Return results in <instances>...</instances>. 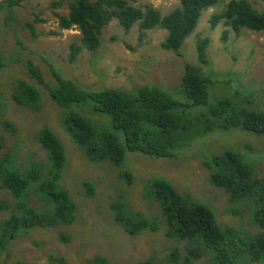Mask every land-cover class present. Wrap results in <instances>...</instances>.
Returning a JSON list of instances; mask_svg holds the SVG:
<instances>
[{
  "label": "rangeland",
  "instance_id": "374dc122",
  "mask_svg": "<svg viewBox=\"0 0 264 264\" xmlns=\"http://www.w3.org/2000/svg\"><path fill=\"white\" fill-rule=\"evenodd\" d=\"M54 1L0 0V157L9 148L19 146L17 162L22 168L33 162H46V150L40 146L37 133L52 129L66 147L68 162L62 184L77 201V219L71 225L35 227L22 233L0 252V264H55V259L60 257L70 264H95L96 256L104 257L110 264H148L150 261L182 264L174 259L170 261L169 255L174 250L184 253L188 241L166 235L167 226L160 207L146 189L152 178L164 177L182 195L208 203L222 228L257 232L258 227L249 215L241 217L247 206L243 202L232 203L227 191L212 183L205 162L209 155L231 147L251 156L256 175L264 178V133L240 128L218 130L193 139L177 157L128 151L125 162L119 166L109 160L94 161L69 138L64 123L69 112L50 96L49 86L57 82L55 68L85 90H134L142 85H156L174 94L185 63L189 62L201 65L206 74H212V99H238L235 97L238 95L241 101L248 100L250 108L264 111V32L234 30L224 22L213 28L210 17L220 6L211 7L203 12L181 48L183 55H179L162 47L167 35L164 27L142 30L135 24L125 30L113 18L103 29L98 48L91 51L82 47L71 61L70 46L82 45L81 33L75 27L61 28L55 13L67 14L72 0H62L58 7L53 6ZM130 1L143 9L150 5L163 15L180 3V0ZM249 1L264 11V0ZM205 37H209L208 63L200 64L196 43ZM29 61L39 66L43 82L28 72ZM21 79L40 89L38 110L19 105L13 99ZM73 108L84 110L86 116L104 124L108 122L106 116L95 113L90 105ZM6 122L15 130L7 127ZM107 126L111 127V123ZM86 179L95 183L91 196H83ZM1 200L14 202L12 194L2 187ZM36 201L29 199L31 204ZM114 202L124 203L129 213L142 212L154 219L159 228L130 233L116 221ZM9 212L10 209L0 210V220L8 217ZM62 233L69 235V240L64 241ZM191 264H207V257ZM247 264H264V261Z\"/></svg>",
  "mask_w": 264,
  "mask_h": 264
},
{
  "label": "trees",
  "instance_id": "16d2710c",
  "mask_svg": "<svg viewBox=\"0 0 264 264\" xmlns=\"http://www.w3.org/2000/svg\"><path fill=\"white\" fill-rule=\"evenodd\" d=\"M18 1V0H17ZM62 0H55L58 7ZM220 6L210 17L213 28L224 22L234 30L242 28L264 32V11L256 9L249 0H180L169 13L163 15L148 5L143 9L130 0H72L65 15L59 17L61 28H77L82 45L72 43L69 60L86 47L96 50L103 29L113 18L129 30L138 24L142 30L162 26L167 35L162 42L166 50L183 55L181 48L195 30L203 12ZM229 30V29H228ZM228 31L225 30L224 34ZM209 37L196 43L198 61L207 64ZM28 72L43 82L39 66L27 62ZM56 84L49 86L50 96L61 108L67 107L65 129L88 158L109 160L115 165L125 161L128 151L141 152L154 157H177L190 142L214 131L240 128L244 131L264 133V111L252 109L248 100L240 96L212 99V74H206L199 64L185 63L184 74L176 92L170 93L156 85H142L134 90L104 88L85 90L58 70ZM41 91L31 82L21 79L13 99L22 106L38 110ZM90 105L95 113L107 117L106 124L86 116L84 110L73 106ZM111 123V127L107 126ZM6 126L15 127L6 122ZM113 129V130H112ZM40 146L46 150V162H33L22 168L18 164L19 146L9 148L0 157V187L10 192L14 202L0 201V210L10 209L8 217L0 220V252L22 233L35 227L49 228L60 224L71 225L77 219V201L69 188L62 184L68 158L61 138L50 128L37 133ZM246 155V154H245ZM227 147L206 160L212 183L229 194L232 203L243 202L257 232L222 228L212 206L193 200L177 191L166 178L148 181V195L160 207L166 223V235L188 241L185 251L174 250L169 260L191 264L207 257V264H247L264 261V178L256 175L252 157ZM83 182V181H82ZM83 196H91L95 183L85 180ZM33 194V196H31ZM36 200L31 204L29 199ZM116 221L130 233L143 230L156 231L159 224L142 212L126 211L125 204L114 202ZM248 231V232H247ZM64 241L69 235L61 234ZM95 264H110L96 256ZM55 264H70L56 258ZM148 264H157L150 261Z\"/></svg>",
  "mask_w": 264,
  "mask_h": 264
}]
</instances>
